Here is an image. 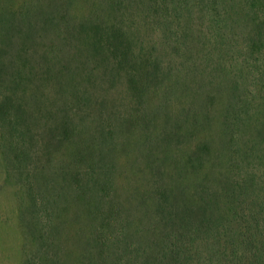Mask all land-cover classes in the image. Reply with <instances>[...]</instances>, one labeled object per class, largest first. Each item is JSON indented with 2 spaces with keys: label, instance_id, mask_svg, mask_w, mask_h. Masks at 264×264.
Returning <instances> with one entry per match:
<instances>
[{
  "label": "trees",
  "instance_id": "1",
  "mask_svg": "<svg viewBox=\"0 0 264 264\" xmlns=\"http://www.w3.org/2000/svg\"><path fill=\"white\" fill-rule=\"evenodd\" d=\"M0 216L17 264H264V0H0Z\"/></svg>",
  "mask_w": 264,
  "mask_h": 264
},
{
  "label": "rangeland",
  "instance_id": "2",
  "mask_svg": "<svg viewBox=\"0 0 264 264\" xmlns=\"http://www.w3.org/2000/svg\"><path fill=\"white\" fill-rule=\"evenodd\" d=\"M1 219L2 218L0 216V221ZM20 238L21 235L18 233L17 229L14 226L10 230H7V234L4 239L5 241L0 242V264L19 263Z\"/></svg>",
  "mask_w": 264,
  "mask_h": 264
}]
</instances>
